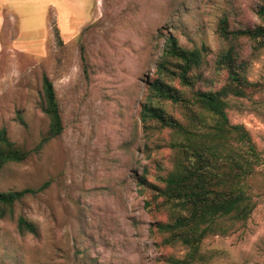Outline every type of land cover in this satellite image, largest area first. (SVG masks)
<instances>
[{"label":"rangeland","instance_id":"rangeland-1","mask_svg":"<svg viewBox=\"0 0 264 264\" xmlns=\"http://www.w3.org/2000/svg\"><path fill=\"white\" fill-rule=\"evenodd\" d=\"M22 1L17 19L2 29L0 129L31 153L0 169V192L38 191L0 218V264H166L169 256L183 257L184 247L162 244L154 225L166 222V210L140 184L143 177L162 185L177 138L155 123L144 126L141 103L171 36L184 49H203L205 63L192 88L165 77L170 86L191 97L225 85L226 71L215 61L232 43L219 36L220 21L229 29L252 28L262 0ZM233 44L244 76L259 89L229 95L227 115L248 131L261 161L245 181L254 202L250 217L227 235L206 238L202 264H264V49L252 56L247 40ZM43 76L52 82L63 131L37 153L49 127ZM159 106L182 123L188 115L181 105ZM18 217L37 234L20 236Z\"/></svg>","mask_w":264,"mask_h":264},{"label":"trees","instance_id":"trees-1","mask_svg":"<svg viewBox=\"0 0 264 264\" xmlns=\"http://www.w3.org/2000/svg\"><path fill=\"white\" fill-rule=\"evenodd\" d=\"M255 14L260 23L252 28L229 29L226 19L220 21L219 36L232 43L215 61L227 75L226 84L220 89L195 91L186 97L166 82L165 77L176 78L183 87L192 88L200 76L195 73L205 63L203 49H184L173 36L165 39L158 57L159 77L147 86L140 109L141 123L146 127L147 123H155L177 138L170 143L173 165L159 178L162 185L146 183L143 177L140 181L154 196L161 198V206L166 210V222L154 225L162 236V244L180 245L186 250L183 257H167L166 264L206 262L202 251L204 240L229 234L236 224L248 220L254 208L245 181L254 175L261 155L248 131L229 122L226 98L250 96L259 89L244 76V61L237 63L238 45L233 44L247 40L252 56L264 49V0L256 6ZM55 36L58 38L57 30ZM42 91V112L49 120V127L33 151L37 153L63 131L55 91L46 76L42 78ZM164 101L181 105L188 111L184 123L165 115L159 106ZM30 153L16 148L8 140L6 130L0 129V169L9 163L23 162ZM37 191L0 192V218L10 216L14 203ZM16 229L20 236L37 234L36 227L23 217L17 218Z\"/></svg>","mask_w":264,"mask_h":264},{"label":"crops","instance_id":"crops-1","mask_svg":"<svg viewBox=\"0 0 264 264\" xmlns=\"http://www.w3.org/2000/svg\"><path fill=\"white\" fill-rule=\"evenodd\" d=\"M24 5L22 0H0V51H1V42H2V35H4V33H2V29L5 26L4 24L10 20H15L17 19V15H18V10L17 7L20 8V6ZM6 12L8 15V18L6 17ZM23 18H25V16H22ZM7 19V20H6ZM47 29H49L48 27V23L46 24ZM48 34V33H47ZM6 35V34H5ZM23 51H27V49L25 47H22Z\"/></svg>","mask_w":264,"mask_h":264}]
</instances>
